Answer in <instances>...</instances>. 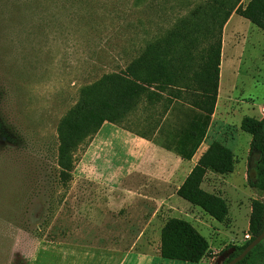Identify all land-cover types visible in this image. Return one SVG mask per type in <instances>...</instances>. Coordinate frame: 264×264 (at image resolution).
<instances>
[{"label":"rangeland","instance_id":"rangeland-1","mask_svg":"<svg viewBox=\"0 0 264 264\" xmlns=\"http://www.w3.org/2000/svg\"><path fill=\"white\" fill-rule=\"evenodd\" d=\"M151 5V10L142 11L133 8L131 0H0V264H80L74 255H65L70 254L65 246H79L91 231L84 214L74 212L82 197L76 166L88 144L76 151L71 180L63 187L55 163L56 125L76 102L80 87L123 69L146 40L163 33L177 13L187 10L170 9L171 1L163 9L162 0ZM240 23V29H227ZM223 32L220 59L225 70L213 114L174 101L154 144H130L129 149L124 144L104 145L101 157L136 159V173L156 166L153 160L163 157L173 172L165 182L175 188L210 143L218 141L234 155L233 175L241 168L246 179L251 137L239 127L244 117L263 118L264 33L235 15ZM156 109L141 106L123 124L108 125L104 131H146L141 122ZM213 176L207 173L206 188L221 191L225 182ZM232 181L239 186L242 205L235 207L233 190L223 189L224 198L232 202L223 223L179 197L158 214L159 222L185 219L209 242L211 249L196 264H221L228 248L244 244L250 192L245 184L240 186L239 177ZM141 183L150 189V180ZM257 191L264 201V192ZM136 215L119 212L115 229L132 233ZM124 264L145 262L130 259ZM153 264L192 263L156 256Z\"/></svg>","mask_w":264,"mask_h":264},{"label":"trees","instance_id":"trees-1","mask_svg":"<svg viewBox=\"0 0 264 264\" xmlns=\"http://www.w3.org/2000/svg\"><path fill=\"white\" fill-rule=\"evenodd\" d=\"M160 0H131L133 8L149 11ZM171 1L177 12L163 33L146 40L139 54L123 69L101 75L78 90L73 106L59 119L56 133V167L63 187L71 180L75 153L94 136L104 123L121 125L139 111L156 109L144 119L146 131L130 130L150 140L174 101L211 116L214 112L221 57L222 32L232 14L248 21L264 33V0H162L163 9ZM240 130L250 135L247 185L264 192V111L260 120L244 117ZM255 159L252 161V158ZM235 158L232 151L213 141L198 158L176 195L198 207L218 223L228 215V206L220 196L208 193L201 183L208 171L219 175L232 173ZM264 229V201L253 200L247 233L250 239L231 246L221 264H227L256 239ZM208 241L186 220L169 218L160 230L159 255L169 261L199 263L208 253ZM235 264H264V240Z\"/></svg>","mask_w":264,"mask_h":264},{"label":"crops","instance_id":"crops-1","mask_svg":"<svg viewBox=\"0 0 264 264\" xmlns=\"http://www.w3.org/2000/svg\"><path fill=\"white\" fill-rule=\"evenodd\" d=\"M249 1L250 0H247L244 5H246ZM231 16L228 20L231 19ZM241 27L242 23H240V27L235 28L230 26L227 29L237 30ZM223 33L224 32H222V34ZM167 114H169V110L162 121L164 120L165 122ZM162 121L150 140L140 138L128 130H119L116 133L113 131H104V129L109 128L108 125H111L109 123H104L100 130L86 141L88 146L85 155L76 166V169H79L80 173L77 176L76 181H79L82 186V197L79 205L74 206V212L84 214V218L91 226V231L86 238L82 239L79 246H65V251L70 253H65V255H70V257H72L71 255H74V257L79 260L78 262H80V264H124L126 260L130 259L135 262L138 261L142 263L145 262V264H153L154 257H160V230L166 220L159 222L158 214L160 211L165 209L166 205L170 204L172 199L179 200L176 198L178 197L176 195V191L183 183L184 179L187 177L198 159L184 174L183 178L175 186V188H173L172 186L169 187L168 183L165 182H168L173 174L172 170L169 169L170 167L166 164L165 158L161 157L160 159H154V165L156 166L149 168L147 171L142 169L144 171L142 173H136V165L138 164L136 159L131 161V158L129 157L123 159L121 157L111 156L108 157L109 160H107L106 158L101 157L100 151L103 149L104 145L124 144L125 148L129 149L130 144H133V146L134 144H154L155 139L163 126L164 122L162 123ZM102 164L107 165L108 168H103L102 170L100 167ZM242 171L243 170L240 168L236 175H233L235 174L234 170L232 173L226 174L230 176L219 175L211 171L207 172H211L213 175H216L213 176L215 179H217L216 177H219L217 180L225 182V184L220 187L222 192L225 188L233 190V203L230 198H228V200L225 199L222 192L216 188H206L204 179L207 173L201 183V188L208 193L220 196L225 200L227 206L232 203L235 207H240L242 202L240 200L241 195L239 186H236L232 181L234 177H239L242 181L240 186L243 187L245 184L244 189H247L250 192V197L247 198V200H249L248 215H246L247 224L244 230L247 233L251 203L253 200H261L258 198V191L248 187L247 180L245 179V175H243ZM223 177L226 178L224 179ZM128 178L134 182H127L126 179ZM146 180H150L151 182L150 189L141 183ZM132 189H143L142 191L144 192L139 193L133 191ZM147 190L150 191L147 192ZM123 210L131 211L137 214L134 219L135 228L132 233L121 230L118 231L115 229V223L119 221L117 214ZM154 225L157 226L156 232L152 230ZM93 231L97 233L94 237H91ZM153 234L156 235V243L154 245L151 244ZM222 241L227 240L222 238ZM210 249L211 247L209 245V250ZM154 251L156 252V256Z\"/></svg>","mask_w":264,"mask_h":264},{"label":"water","instance_id":"water-1","mask_svg":"<svg viewBox=\"0 0 264 264\" xmlns=\"http://www.w3.org/2000/svg\"><path fill=\"white\" fill-rule=\"evenodd\" d=\"M262 240H264V229L262 231V233L256 238L254 239L244 250L243 252L237 256L236 258H234L233 260H231L230 262H228L227 264H235L237 262H239L253 247H255L258 243H260Z\"/></svg>","mask_w":264,"mask_h":264},{"label":"bare ground","instance_id":"bare-ground-1","mask_svg":"<svg viewBox=\"0 0 264 264\" xmlns=\"http://www.w3.org/2000/svg\"><path fill=\"white\" fill-rule=\"evenodd\" d=\"M224 67H223V58L221 59V62H220V72H219V78H221L223 76V73H224Z\"/></svg>","mask_w":264,"mask_h":264},{"label":"built area","instance_id":"built-area-1","mask_svg":"<svg viewBox=\"0 0 264 264\" xmlns=\"http://www.w3.org/2000/svg\"><path fill=\"white\" fill-rule=\"evenodd\" d=\"M249 239H250V235H249L248 233H245V234L243 235V240H244V242L248 241Z\"/></svg>","mask_w":264,"mask_h":264}]
</instances>
